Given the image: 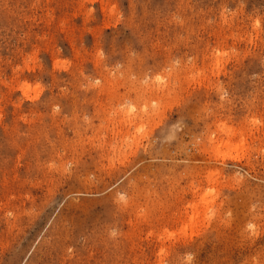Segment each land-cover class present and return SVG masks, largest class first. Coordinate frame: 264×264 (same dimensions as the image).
Returning <instances> with one entry per match:
<instances>
[{"label": "rangeland", "instance_id": "374dc122", "mask_svg": "<svg viewBox=\"0 0 264 264\" xmlns=\"http://www.w3.org/2000/svg\"><path fill=\"white\" fill-rule=\"evenodd\" d=\"M0 264H264V0H0Z\"/></svg>", "mask_w": 264, "mask_h": 264}, {"label": "bare ground", "instance_id": "6f19581e", "mask_svg": "<svg viewBox=\"0 0 264 264\" xmlns=\"http://www.w3.org/2000/svg\"><path fill=\"white\" fill-rule=\"evenodd\" d=\"M29 87V86H28ZM20 88V87H19ZM22 88V87H21ZM30 90V88H28ZM34 91V90H33ZM28 92V91H27ZM26 94V93H25ZM129 112V111H128ZM132 118V117H131ZM228 142V141H227ZM230 145V144H229ZM206 198V197H205ZM204 200V199H203ZM206 201V200H205ZM204 202V201H203ZM210 202V201H209ZM192 206V205H191ZM194 206V205H193ZM192 208V207H191ZM196 209V208H195ZM196 212V211H195ZM200 212V211H199ZM205 214V213H204ZM199 216V215H198ZM195 217V216H194ZM196 219V218H195ZM193 220V219H192Z\"/></svg>", "mask_w": 264, "mask_h": 264}]
</instances>
